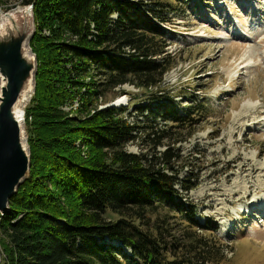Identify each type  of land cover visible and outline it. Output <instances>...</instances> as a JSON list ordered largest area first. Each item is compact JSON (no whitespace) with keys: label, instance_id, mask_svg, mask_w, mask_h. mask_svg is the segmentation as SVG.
<instances>
[{"label":"trees","instance_id":"trees-1","mask_svg":"<svg viewBox=\"0 0 264 264\" xmlns=\"http://www.w3.org/2000/svg\"><path fill=\"white\" fill-rule=\"evenodd\" d=\"M175 1L22 0L36 26L24 109L31 164L0 213L2 264H210L223 255L216 222L195 218L196 174L179 177L188 163L175 147L208 102L191 95L181 112L149 91L172 64L162 23ZM126 83L147 91L134 114L130 102L79 119L60 109L75 92L89 107ZM137 141L140 151L126 149Z\"/></svg>","mask_w":264,"mask_h":264},{"label":"rangeland","instance_id":"rangeland-1","mask_svg":"<svg viewBox=\"0 0 264 264\" xmlns=\"http://www.w3.org/2000/svg\"><path fill=\"white\" fill-rule=\"evenodd\" d=\"M172 5L175 10H166L168 20L162 23L172 64L158 88L149 91L162 90L181 112L191 95L209 105L196 113L192 135L183 134L175 145L188 163L179 177L196 174L197 184L188 192L198 205L195 218L213 219L223 240V255L210 264H264V0H176ZM23 6L22 0H0V14ZM35 31L34 24L32 36ZM80 79L93 80L90 74ZM146 93L126 83L87 107L75 92L60 109L79 119L102 106L130 102L127 112L134 114V105L147 104ZM23 126L31 154L25 120ZM126 149L138 152L140 142Z\"/></svg>","mask_w":264,"mask_h":264},{"label":"water","instance_id":"water-1","mask_svg":"<svg viewBox=\"0 0 264 264\" xmlns=\"http://www.w3.org/2000/svg\"><path fill=\"white\" fill-rule=\"evenodd\" d=\"M2 15L9 16L0 28V211L4 212L10 210V198L30 171L23 121L24 106L35 87L37 63L29 48L35 24L33 4ZM28 88L29 97L23 102ZM18 104L22 105L17 114Z\"/></svg>","mask_w":264,"mask_h":264},{"label":"bare ground","instance_id":"bare-ground-1","mask_svg":"<svg viewBox=\"0 0 264 264\" xmlns=\"http://www.w3.org/2000/svg\"><path fill=\"white\" fill-rule=\"evenodd\" d=\"M8 18H9V16L8 17H6V16H4V15H2V14H0V28H3V25H2V23L3 22H7L8 21ZM29 88L27 89V91L25 92V94H24V96H26L25 97V99H24V101L23 102H26L27 100V98L29 97ZM126 99V97H123V98H121V99H117L118 101L116 102L117 104L118 103H120V102H122V101H124ZM21 105L22 104H18L17 106H16V113L18 114L19 112H20V107H21ZM262 211H263V213H264V207H262Z\"/></svg>","mask_w":264,"mask_h":264},{"label":"built area","instance_id":"built-area-1","mask_svg":"<svg viewBox=\"0 0 264 264\" xmlns=\"http://www.w3.org/2000/svg\"><path fill=\"white\" fill-rule=\"evenodd\" d=\"M107 106V105H106ZM106 106H102L100 109H102V108H105ZM118 106V105H117ZM108 107V106H107ZM0 213H1V211H0Z\"/></svg>","mask_w":264,"mask_h":264}]
</instances>
